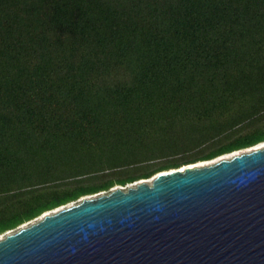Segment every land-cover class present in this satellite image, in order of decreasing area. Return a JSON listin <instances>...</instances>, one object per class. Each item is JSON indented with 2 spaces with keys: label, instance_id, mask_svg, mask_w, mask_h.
Instances as JSON below:
<instances>
[{
  "label": "trees",
  "instance_id": "16d2710c",
  "mask_svg": "<svg viewBox=\"0 0 264 264\" xmlns=\"http://www.w3.org/2000/svg\"><path fill=\"white\" fill-rule=\"evenodd\" d=\"M264 142V0H0V234Z\"/></svg>",
  "mask_w": 264,
  "mask_h": 264
},
{
  "label": "water",
  "instance_id": "95a60500",
  "mask_svg": "<svg viewBox=\"0 0 264 264\" xmlns=\"http://www.w3.org/2000/svg\"><path fill=\"white\" fill-rule=\"evenodd\" d=\"M83 198L0 237V264H264V146Z\"/></svg>",
  "mask_w": 264,
  "mask_h": 264
},
{
  "label": "rangeland",
  "instance_id": "374dc122",
  "mask_svg": "<svg viewBox=\"0 0 264 264\" xmlns=\"http://www.w3.org/2000/svg\"><path fill=\"white\" fill-rule=\"evenodd\" d=\"M263 144H264V142H263ZM260 145H262V144L260 143ZM260 145L258 144V145L253 146V147H249V148L241 149V150H238V151H235V152H231V153H228V154H224V155H221V156H219V157H216V158H214V159H212V160L202 161V162H197V163L190 164V165L181 166L180 168H177V169H182V168H184V167H186V166H194V167H195V166H201V165H205V164L213 163V162H216V161L219 160V159L226 158V157H229V156H232V155H235V154H238V153H240V152L247 151V150H252V149H254L255 147L260 146ZM234 153H235V154H234ZM171 170H174V169H170V170H168V171H171ZM157 174H158V173H157ZM157 174L153 175V176L150 177L149 179H142V180L149 181V180L153 179V177L156 176ZM142 180H138V181H135V182H132V183H128V184H125L124 186H113L112 188H110V189H108V190H106V191H101V192L96 193V194H92V195H87V196H84V197H80V198H78V199L75 200V201L69 202V203H67V204H65V205H63V206H60V207L56 208V209H53V210L47 211V212L41 214L40 216H38V217L35 218V219H32V220H30V221H28V222H26V223H24V224H22V225H20V226H18V227H16V228L12 229V230H10V231H7V232L2 233V234H0V237H2V236H4L5 234H8V233H10V232H13V231H15V230H17V229H19V228H21V227H24V226H26V225H28V224H30V223H32V222L38 220L39 218H41V217H42L43 215H45V214H48V213H51V212H55L56 210H59V209L65 208V207L72 206V205H74V204L80 202V200H82L83 198H92V197H96V196H98V195L107 194V193H109L110 191H112V190H114V189H116V188L126 189L127 187L134 186L135 184H137V183H139V182H142Z\"/></svg>",
  "mask_w": 264,
  "mask_h": 264
},
{
  "label": "bare ground",
  "instance_id": "6f19581e",
  "mask_svg": "<svg viewBox=\"0 0 264 264\" xmlns=\"http://www.w3.org/2000/svg\"><path fill=\"white\" fill-rule=\"evenodd\" d=\"M262 146H264V144L262 143V145H260V146H257V147H255L254 149H257V148H260V147H262ZM253 150V149H252ZM241 153V152H240ZM235 154V153H234ZM194 166H190L189 168H193ZM195 167H198V166H195ZM184 170V168H182V169H180V171H183ZM153 179H151V180H149V181H145V182H147V183H150L151 181H152ZM63 209V208H62ZM59 210H61V209H59ZM59 210H56L55 212H57V211H59ZM46 215V214H45ZM42 218V217H41ZM41 218H39V219H41Z\"/></svg>",
  "mask_w": 264,
  "mask_h": 264
}]
</instances>
